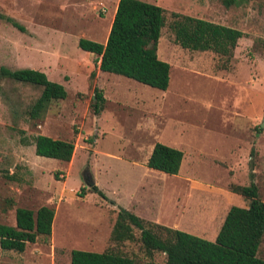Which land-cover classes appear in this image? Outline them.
I'll return each instance as SVG.
<instances>
[{"label": "rangeland", "instance_id": "1", "mask_svg": "<svg viewBox=\"0 0 264 264\" xmlns=\"http://www.w3.org/2000/svg\"><path fill=\"white\" fill-rule=\"evenodd\" d=\"M143 1L164 9L157 53L171 63L166 90L100 71L98 56L78 46L80 38L106 42L114 0H0V68L43 71L67 91L31 118L42 87L0 74V223L15 226L18 207L55 210L48 238L23 252L0 247V264H70L72 249L164 264L162 251L145 250L138 228L132 241L111 239L119 206L213 241L229 208L249 203L234 185L255 183L264 201V0ZM173 13L244 35L232 56L183 48ZM96 87L106 98L99 114ZM38 134L73 141L71 160L37 155ZM157 141L186 151L181 174L147 167ZM93 183L108 200L89 190ZM257 254L264 259V237Z\"/></svg>", "mask_w": 264, "mask_h": 264}, {"label": "trees", "instance_id": "2", "mask_svg": "<svg viewBox=\"0 0 264 264\" xmlns=\"http://www.w3.org/2000/svg\"><path fill=\"white\" fill-rule=\"evenodd\" d=\"M246 0H222L225 6L241 5ZM174 39L181 47L190 50H210L220 55L232 56L238 40L244 32L238 28L190 15L173 13ZM19 29L24 27L14 22ZM165 25L164 9L143 0H119L105 43L80 38L78 46L98 56L102 71L123 75L145 85L166 90L170 82V63L159 58L158 42ZM0 74L15 81L42 87L29 111L31 118H41L52 100L65 99L63 84L48 78L43 71L33 68H0ZM105 97L97 88L93 110L99 114ZM35 153L40 156L70 161L75 144L44 134L34 139ZM184 153L181 149L157 141L146 162L147 167L176 175ZM233 191L249 200L247 206L229 208L216 239L211 241L186 231L156 222H148L119 207L111 231L116 242L135 239L134 228L140 230V240L148 253L154 250L165 254L164 264H264L258 256L264 237V201L259 198L258 187L234 185ZM90 191L109 199L95 184ZM83 196V194H80ZM54 208L42 205L36 211L18 207L16 224L0 223V247L23 252L29 243L39 236L48 238L52 233ZM70 264H134V260L111 249L92 251L72 249Z\"/></svg>", "mask_w": 264, "mask_h": 264}, {"label": "crops", "instance_id": "3", "mask_svg": "<svg viewBox=\"0 0 264 264\" xmlns=\"http://www.w3.org/2000/svg\"><path fill=\"white\" fill-rule=\"evenodd\" d=\"M118 1L119 0H114V3H113V11H112V15H111V17L109 18V24H110V27H111V24H112V21H113V18H114V15H115V12H116V8H117V4H118ZM107 37H108V35H107ZM106 40H107V38H106ZM162 59V58H161ZM164 59V61L166 60V61H168L169 62V60L168 59H165V58H163ZM99 62V61H98ZM100 63V62H99ZM170 63V62H169ZM99 65V64H98ZM170 66H171V63H170ZM100 69V68H99ZM100 71H102L101 69H100ZM106 72V71H105ZM110 73V72H109ZM115 74V73H114ZM119 75V74H118ZM98 77V76H97ZM97 83H98V78H97ZM97 88V87H96ZM95 88V89H96ZM98 89V88H97ZM104 96V95H103ZM106 99V98H105ZM262 126H263V124H262ZM154 146V145H153ZM153 146L150 148V150H149V152H148V155L146 156V158H145V163L147 162V160H148V157L150 156V154H151V152H152V149H153ZM75 151H76V147H75ZM75 151H74V153H75ZM186 151H184L183 153H184V156H183V159H182V163H181V166H180V169H179V173L178 174H181V171H182V168H183V166H184V164H185V161L187 160V154L185 153ZM240 164V163H239ZM152 169V168H151ZM177 175V174H176ZM94 184V183H93ZM93 184H91L90 185V187L93 185ZM96 185V184H95ZM237 185H240V184H237ZM99 187V186H98ZM111 201H113V200H111ZM114 202V201H113ZM120 207V206H119ZM121 207H123V206H121ZM128 207V206H127ZM125 208V207H124ZM127 209V208H126ZM228 212V211H227ZM168 227H171V228H176V229H178L179 227H178V225L177 224H175V225H173V226H168ZM197 232H200V234H207V235H211V236H214L215 234H216V229L215 230H213V231H203V230H200V231H198L197 230ZM70 260V259H69ZM70 262V261H69Z\"/></svg>", "mask_w": 264, "mask_h": 264}, {"label": "built area", "instance_id": "4", "mask_svg": "<svg viewBox=\"0 0 264 264\" xmlns=\"http://www.w3.org/2000/svg\"><path fill=\"white\" fill-rule=\"evenodd\" d=\"M103 11H105V8H103Z\"/></svg>", "mask_w": 264, "mask_h": 264}]
</instances>
